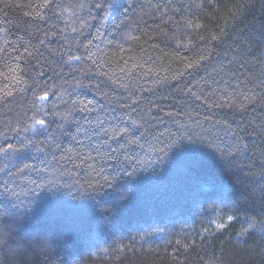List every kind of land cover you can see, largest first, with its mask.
Listing matches in <instances>:
<instances>
[{"label": "trees", "instance_id": "16d2710c", "mask_svg": "<svg viewBox=\"0 0 264 264\" xmlns=\"http://www.w3.org/2000/svg\"><path fill=\"white\" fill-rule=\"evenodd\" d=\"M45 3L49 6L44 7ZM79 3H87L89 7L71 15V6ZM97 3L105 4V0H0V46L11 41L18 49L12 52L10 46L0 53V96L13 92V96L0 101V131H7L6 125L30 107L35 87L33 78L40 82L41 89L54 85L65 101L83 98L80 94L87 90L77 86L73 79V76L79 78V73L72 65H61V61L68 54L88 55L77 45L89 40L92 41L90 51L96 53L93 59H115L121 64L128 61L129 67L144 65L143 69H134V73L141 74L136 81L144 89H153L154 95L147 91L141 95L151 97L165 112L182 110L183 97L179 90L189 81L194 83L205 75V68L212 71L219 67L218 61L227 63L223 56L225 51L232 55L235 49L243 52L250 47L255 55L249 56L250 63L245 68H234L237 79H245L240 76L241 71L249 73L253 78L247 85L250 89L264 80V63L259 59L264 53V0H107L108 4L118 7H91ZM129 5L135 7L125 12ZM156 5L164 8L171 5L179 11L169 10L162 16L154 11ZM125 24L126 27H119ZM72 27L80 31L74 33ZM128 33L138 39H128ZM41 39L44 44H40ZM68 45H72L71 52ZM28 52H33V56ZM18 55L21 59H16ZM202 56H210L211 60L202 61L200 70L185 69V64ZM40 66L45 75L37 77L36 70ZM61 66L63 71H60ZM86 66L96 74V82L103 81L108 91L106 78L99 73L109 69L93 66L91 61H87ZM174 76L178 78L173 79ZM83 82L89 81L84 79ZM110 88L122 91L115 85ZM55 102L56 96L50 94L48 108ZM67 107L60 104L56 110L65 115ZM196 112L199 113L196 119L205 127L211 126L205 120L211 116L213 121L232 123L237 132L241 131L237 125L264 121V110L260 107L242 114L206 106L196 108ZM48 120L55 129L53 121L58 122L60 117L49 116ZM178 120V124L172 123V119L164 115V123L157 124V129L165 132L164 136L159 141L153 139V135H158L157 129H153V135L140 140L142 147H136L135 152L145 163L140 164L132 176L116 171L109 163L101 165L91 160L83 164L77 160L75 163L80 166L76 167L60 159L57 153L59 163L53 162L54 168L48 173L32 174V179L42 177L46 185L37 190L35 196L24 187L27 178L20 181L21 187L16 189L19 196L9 195V199L19 205L21 211L25 206L31 207L34 227L54 239L59 253L54 257L55 264H63L65 260L68 264H78L81 259L90 264H264V234L256 232L246 242L237 236L245 214L252 215L246 204V189L264 168L261 149L254 147L251 152L238 154L234 160L221 157L209 147L204 128L190 122L189 128H181L185 118L180 116ZM64 123L75 128L71 116ZM251 131L249 127L243 133L250 146L264 143V138L250 136ZM186 133L191 134L195 142L185 140L177 147L160 152L170 135L179 137ZM46 135L47 132L37 134L39 139ZM57 136L65 146L89 151L70 144L67 137L58 133ZM3 144L0 137V145ZM25 155L29 157L26 164L45 167L40 162L42 155L34 149ZM5 164L13 175L0 173V188L4 182L16 178L17 166L23 167L19 157L7 161L0 157V167ZM90 164L97 169L103 166L102 175L109 177L111 188L105 186L95 192L89 187L88 181L97 176ZM49 180L53 183L48 184ZM214 183L231 184L227 188L231 195L226 194L224 198L204 195ZM227 215L239 219L229 223ZM218 223H224L225 228H217ZM205 236L207 239L202 240ZM17 243H28L23 233ZM185 243L189 244L188 249L183 247ZM18 259L20 264H34L27 256Z\"/></svg>", "mask_w": 264, "mask_h": 264}, {"label": "snow or ice", "instance_id": "6c2138e0", "mask_svg": "<svg viewBox=\"0 0 264 264\" xmlns=\"http://www.w3.org/2000/svg\"><path fill=\"white\" fill-rule=\"evenodd\" d=\"M7 6L11 7L12 5ZM48 6L49 4L45 3L44 7ZM105 6L118 7L117 5L108 4L107 0H105V4L97 3L91 7L104 9ZM54 7L56 6L54 5ZM71 7L73 8L71 15L75 16L77 10H83L89 6L87 3H79ZM132 7L135 6L129 5L128 8H125V12ZM140 10L144 11L143 5L140 6ZM169 10L172 12L179 11L178 8H172L171 5L167 8L156 5L154 9L162 16L166 15ZM63 11H68V9ZM63 11L61 15H63ZM27 15H31V13H27ZM36 15H40V13H36ZM84 23L86 25L87 21H84ZM126 26L125 24L119 27ZM71 31L76 33L80 30L72 27ZM97 32H99V29H97ZM51 35L54 36L55 33H51ZM127 38L138 39V37L132 36L131 33H128ZM44 42L43 39L40 40V44H44ZM91 44L92 41L89 40L83 45H77L83 47L89 53L88 55L68 54L67 58L61 61V65H72L73 70L79 73V78L73 76V79L76 81L77 86L87 90V92L80 94L83 96L82 99L77 97L65 101L63 95L56 92L54 85L49 86L47 90L41 89L40 82L33 78L35 87L32 91V100L29 102L30 107L27 111L20 113L15 121L6 125L7 131H0V137L4 140V144L0 145V157H3L6 161L19 157L20 164H23V167L17 166L16 178L4 182L3 187L0 188V197H2L0 199V264H20L18 258L21 256L30 257L34 264H55L54 257L59 253L54 239L45 231L34 227L32 224L34 214L31 207L25 206L21 211L20 206L9 199V195L18 197L19 193L16 192V189L21 187L20 181L27 178L24 187L35 196L37 190L46 185L42 177L39 180L32 179V174L48 173L50 168H54L53 162L59 163L57 153H59L60 159L73 163L76 167L80 166L75 163L77 160L81 164L91 160L101 165L109 163L116 171L132 176L136 168L145 163L136 154L135 148L142 147L140 140L153 135V129H157L158 123H164V115H167L172 119V123L177 124L179 123L178 117L183 116L185 123L180 125L181 128H189L190 123L195 124L196 127L204 128V131L208 134L209 147L212 148L213 153L221 157L228 156L234 160L238 154L251 152L254 147H259L261 156L264 158V143L250 146L243 135L251 127L250 136L264 138V121L260 123L250 121L248 124L237 125L241 128V131L237 132L233 128V124L227 120L213 121L211 116H207L205 120L209 121L211 126L205 127L196 119L199 115L196 108L205 106L210 109L226 108L241 114L249 110L254 111L257 107L264 110V80H260L258 85L250 89L247 85L253 82L252 76L241 71L239 74L245 79L238 80L234 71V68L243 69L250 63L249 56L255 55L250 47H246L243 52L235 49L232 55L225 51L223 56L227 63L218 61L219 67H214L212 71L205 68V75L201 76L199 80L194 83L189 81L184 88L179 90L183 97V108L181 111L174 113L171 111L165 112L164 108L160 107L151 97H142L141 94L145 91L154 95L153 89H144L136 81V77L141 74L134 73V69L137 67L143 69L144 65L132 64L129 67L128 61L121 64L115 59L110 61L104 60L102 57L93 59V57H96V53L90 51ZM10 46L12 52L18 51L11 41H6L3 46H0V53L6 51ZM68 49L71 52L72 45H68ZM36 51L38 52V48ZM28 55L33 56V52H28ZM16 59H21V57L18 55ZM121 59L123 58L121 57ZM259 59L264 63V53ZM205 60L210 61L211 57L202 56L200 60L187 63L184 67L186 70L198 71L202 66L201 62ZM87 61H91L93 66L109 69L99 73V75L106 78L109 86L108 91H105L103 81L96 82L94 79L96 74L86 66ZM12 71L15 72V69H12ZM53 71H56V69H53ZM60 71H63L62 66ZM148 71L150 72L151 69H148ZM44 75L43 66L37 68L36 76L42 77ZM143 75H146V73ZM177 78L176 76L173 77V79ZM84 79H88L89 82L84 83ZM133 81H136V83H132ZM44 83L46 84L47 81ZM111 85H115L116 89L122 91L116 92L110 88ZM257 87L261 90H255ZM50 94L56 96V102L51 109L47 105ZM11 96H13V92L8 91L4 96H0V101ZM60 104L68 106L65 109V115L56 110ZM160 113H164V115ZM49 116L60 117L58 122L53 121L55 129L52 128V123L48 120ZM69 116L72 117V123L75 124L74 129L69 128L64 123ZM233 119L235 120V117ZM157 131L158 135H153V139L159 141L165 132L159 131V129ZM44 132H47V135L44 139H39L37 134L42 135ZM29 133L33 135L30 136ZM57 133L61 137H67L70 144L82 148L86 147L89 151L82 152L74 147L65 146L62 140L58 138ZM33 136H36V139H33ZM13 140H16L17 143H13ZM168 140L169 142L165 145V148L160 149V152H164L166 148L177 147L185 140L195 142L193 136L187 133L179 137L172 134ZM33 149L42 155L43 159L40 162L45 167L38 168L36 165L25 163V160L29 158L25 154L31 153ZM92 153H95V155L93 156ZM49 156L50 159H48ZM89 167L97 173V176L88 181L89 187L93 191H102L105 186L112 187L109 177L102 175L103 166L97 169L90 164ZM0 173L13 175L8 171L7 164L0 167ZM47 183L52 184L53 181L49 180ZM230 187L231 184L214 183L211 185V190L203 194L210 197L220 196L224 198L226 194L231 195L230 192H227V188ZM246 192V204L249 205L252 215L245 214L243 217L244 224L237 233V236L245 242L250 235L256 232L264 234V168H262L260 176L253 181L252 186L246 189ZM31 203L33 202L29 201V204ZM237 219L239 218L235 215H227L229 223ZM216 227L224 229L225 224L218 223ZM204 231L207 232L208 230L205 229ZM22 233L23 238L28 241L26 245L17 243V240L22 237ZM201 239L204 240L207 237H201ZM177 243H180V241H177ZM193 244H195V241H193ZM183 247L188 249L189 244L185 243ZM63 264H68V262L65 260ZM78 264H90V262L81 259Z\"/></svg>", "mask_w": 264, "mask_h": 264}]
</instances>
